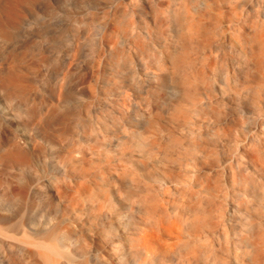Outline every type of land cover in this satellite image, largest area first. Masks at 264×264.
Returning <instances> with one entry per match:
<instances>
[{
  "label": "bare ground",
  "instance_id": "6f19581e",
  "mask_svg": "<svg viewBox=\"0 0 264 264\" xmlns=\"http://www.w3.org/2000/svg\"><path fill=\"white\" fill-rule=\"evenodd\" d=\"M20 1L0 0L14 10ZM146 1L148 17L141 8L144 0H132L127 13V7L124 13H109L99 46L85 48L88 30L76 28L71 41L64 31V45L51 53L39 51L34 65L51 54L57 73L46 113L30 105L34 98L23 70L0 77L9 105L5 118L24 125V131L10 128L9 133V124L0 122V167L31 169L46 144H52L63 173L51 181L55 194L60 200L65 196V205L83 206L74 217L119 260L128 245L134 264H264V0ZM88 55L90 60L80 65ZM136 66L147 84L133 97L127 79ZM68 92L79 109L65 112L53 127L48 119L70 100ZM40 100L46 99L42 95ZM226 109L235 112V123L227 122ZM131 110L139 117L138 128L123 122ZM118 130L127 138L110 149L128 151L147 178L133 160L117 164L126 183L107 176L116 165L105 144ZM81 136L92 137L95 144L83 146ZM67 171L79 172L83 180ZM72 187L77 194L69 196ZM10 194L3 190L0 199L9 200ZM118 198L136 213L128 221L116 210ZM48 207L42 216L54 225L32 230L0 208V247L7 264H18L12 243L16 233L29 238L23 247L32 264H90L88 259L71 261L68 251L78 243L64 240L73 222ZM118 220L126 240L118 234Z\"/></svg>",
  "mask_w": 264,
  "mask_h": 264
},
{
  "label": "rangeland",
  "instance_id": "374dc122",
  "mask_svg": "<svg viewBox=\"0 0 264 264\" xmlns=\"http://www.w3.org/2000/svg\"><path fill=\"white\" fill-rule=\"evenodd\" d=\"M132 0H22L17 3L15 10L12 9L13 5L0 2V77L6 76L9 71L19 72L23 70L25 78L29 81L30 94L33 96L34 101L30 105L35 106L39 112L47 111V107L51 100H53V92L57 85V73L54 71L53 57L51 54L46 55V59L40 66L34 65L35 60L39 57V51L45 50L47 53H51L54 47H58L65 44V32L68 36V42L73 38L72 34L74 29L80 28L84 33L85 29L88 30V35L83 39L82 45L88 50L93 46L101 45L103 29L101 27L105 17L114 10H121L124 13V8L127 7L126 13L132 10ZM141 5L143 15L148 17L146 11H149V3L144 0ZM66 14V16H65ZM91 55L87 57H81L79 59L80 65L85 66L86 61L90 60ZM109 61L107 58L104 67L106 69V75H108ZM29 65L33 66V69H29ZM141 71L136 66L133 70V75L127 79V83L133 97L137 95L139 87L142 90L146 87L147 81L140 75ZM72 86L77 80V76L70 78ZM32 85V87H31ZM80 91V90H79ZM71 92H75L71 90ZM82 92V91H81ZM70 100L64 102L63 106L59 110V114L56 117L49 118L48 124L53 127H58L63 120L65 112L73 113L78 110L76 107V96L72 93H66ZM42 95L46 99L45 102H41ZM77 95H80L79 93ZM162 96L163 93H161ZM4 92L0 88V122L9 124L5 127L9 133L12 130L19 132L24 131V125L22 122L14 123L7 120L5 115H9V105L5 101ZM87 99L88 97L85 96ZM86 99V100H87ZM230 104V98H227ZM78 101V100H77ZM70 102V103H69ZM83 102V101H81ZM80 102V103H81ZM135 104V100L132 101ZM84 110V106H82ZM229 115L227 122L235 123V120L231 115H235L232 109H226ZM168 121V118H165ZM71 121V120H70ZM127 127L138 128L139 117L134 110H131L126 119L123 120ZM11 128V129H10ZM106 128L101 130V134L105 133ZM101 134L99 137H101ZM80 135L77 134V137ZM113 137L112 141H106L105 147H111L112 144H116L117 141L126 140L127 136L121 130L110 133ZM80 141L83 146L89 147V145L95 144L92 137L81 136ZM52 144H46V152L36 157L31 169H20L17 165L13 166H1L2 180L0 181V193L3 190H9L12 192L9 200L0 199V208L4 214L11 216L18 224L23 220L27 230L32 228L52 227L55 223L49 216H42L45 208H49L50 205L55 212L59 215L65 216L69 221L73 222L72 232L69 233L65 242L69 241V238L73 240V243L69 249L68 254L70 259L74 263H81L83 260L88 259L90 264H134L133 257L129 254L128 245H126V254L124 260H119L113 254L111 249L99 238H92L87 229L78 223L77 217H74L73 211L81 210L82 205L70 206L65 205V196L62 200L58 198L53 190V183L56 182V178H61L63 173L59 171V164L56 162V157L52 152ZM58 146L63 147L60 143ZM113 154V162L116 165L115 169H111L107 176L115 179L120 184L126 183L122 170L117 166L119 160L130 161L133 160L131 154L128 151L118 152L110 149ZM93 162L97 159L95 155H90ZM136 165L139 166L141 174L147 178L146 170L143 166L139 165L133 160ZM64 172V171H63ZM68 176L75 177L77 180H83L78 174L73 171L66 172ZM93 175V171L90 172ZM121 174V179L117 176ZM75 182V180L73 181ZM90 185L95 186V181L90 179L87 181ZM73 185L77 186L75 183ZM112 188H115L112 186ZM25 193L24 198H20L17 192ZM76 187L67 189L69 196L77 194ZM232 194V193H230ZM81 198H85L84 194L79 195ZM240 197V195L237 194ZM89 204H85V208H88ZM116 210L124 217L125 221L130 220L134 214L126 205V202L118 198L116 199ZM87 214H85L86 216ZM51 223V224H50ZM114 224L118 228V234L125 235V230L122 228V221H115ZM51 225V226H50ZM32 227V228H31ZM14 234V232H12ZM15 238H12L14 245L13 257L18 261V264H32L34 260L26 257L25 248L23 244L29 242V238L25 237L22 233L14 234ZM70 236V237H69ZM89 242L91 245L88 246ZM123 240H126L125 237ZM10 256V251L6 249V256ZM7 257H5L3 250L0 247V261L7 264Z\"/></svg>",
  "mask_w": 264,
  "mask_h": 264
}]
</instances>
